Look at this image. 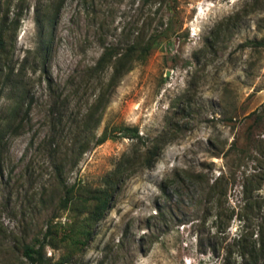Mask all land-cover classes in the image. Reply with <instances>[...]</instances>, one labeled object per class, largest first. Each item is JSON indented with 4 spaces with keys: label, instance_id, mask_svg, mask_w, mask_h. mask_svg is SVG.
I'll return each mask as SVG.
<instances>
[{
    "label": "rangeland",
    "instance_id": "374dc122",
    "mask_svg": "<svg viewBox=\"0 0 264 264\" xmlns=\"http://www.w3.org/2000/svg\"><path fill=\"white\" fill-rule=\"evenodd\" d=\"M175 4L176 34L134 63L96 107L112 70H90L104 44L124 46L148 13L166 22V8L146 0H0V17L20 14L0 56V264H23L21 240H42L48 228L45 259L53 264L70 252L64 234L87 214L82 205L61 209V184L100 188L121 159L167 131L155 164L122 179L65 264L221 263L218 248L239 222L214 235L207 188L227 170L222 155L255 110L262 118L252 130L264 148V0ZM124 126L137 127L143 140L120 136ZM104 132L117 137L97 143ZM230 161L237 176L225 206L238 205L242 172L260 173L264 197V155ZM263 210L251 226L264 223Z\"/></svg>",
    "mask_w": 264,
    "mask_h": 264
},
{
    "label": "trees",
    "instance_id": "16d2710c",
    "mask_svg": "<svg viewBox=\"0 0 264 264\" xmlns=\"http://www.w3.org/2000/svg\"><path fill=\"white\" fill-rule=\"evenodd\" d=\"M147 4H157V9L166 8L169 17L166 22L163 16L157 19L154 14L148 13L141 24L139 18L134 22L133 28L128 34V40L121 46L120 43L104 44L103 51L97 62L90 70L92 72H103L107 67H111V75L105 88L99 92L94 106L99 107L105 105L109 99V92L112 87L116 86L120 78L132 69L134 63L141 62L146 59L151 50L158 48L164 41L169 40L176 34L173 17L176 10V0H146ZM157 10V11H158ZM153 14V15H152ZM9 11L3 13L0 17V56L5 50L8 40V31L10 28L17 26V20L20 14L9 20ZM12 26V27H11ZM93 113V111H91ZM89 111L88 115H92ZM13 117L18 115V107L12 109ZM264 114V113H263ZM253 118V122L248 126V130H244L242 136H237L231 141L229 148L223 153V157L229 159L227 162V170L221 171L211 183H208L207 196L212 202L214 219V235L224 232L225 227L233 220L239 222V230L234 236L223 237L221 246L218 251H223L220 264H264V223L260 222L257 226H251V220L256 211L264 209V197L258 193L261 187L260 173L242 172L240 183V199L238 205L225 206L227 199L226 186L236 180L235 165L230 160H237L236 165H240L244 158L252 157L256 161H260L264 155V148H260L262 140L254 137L252 129L256 127L258 121L261 120L262 114L257 110L249 113L244 117L245 120ZM120 136L128 137L132 140L141 141L142 136L139 135L137 127L124 126L120 127ZM117 135V134H116ZM117 136H108L104 132L97 143H102L108 138ZM170 137V132H165L154 138L149 144L143 143V148H136L131 156L124 157L116 164L115 168L106 176L104 184L100 188L81 190L74 185L67 186L63 183V196L60 199L61 209L67 210L74 206L82 205L86 211V216L81 221L80 226L71 228V233L64 234L63 241H69L72 244L71 251L63 255L53 264H65L71 261L72 252L82 248L92 235V225L101 219L105 211L109 207L112 195L118 189L122 179L134 171L137 167L151 168L157 161L161 149ZM3 144V131H0V146ZM84 148H82V152ZM220 153H216V155ZM56 172L59 176L63 171L61 165H56ZM194 178L202 180V174L193 175ZM264 211V210H263ZM53 233L48 228L43 235L42 240L37 239L34 242H27L22 239L18 250L25 259L23 264H50L44 257V248L46 243L50 244L53 240ZM55 234V233H54ZM225 235V234H224ZM49 237L51 240H46ZM47 241V242H46ZM212 251L217 252V248L212 246Z\"/></svg>",
    "mask_w": 264,
    "mask_h": 264
}]
</instances>
